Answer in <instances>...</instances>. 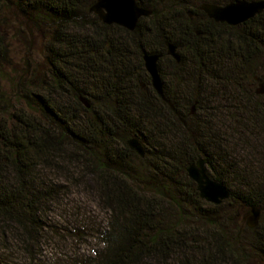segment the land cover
Returning a JSON list of instances; mask_svg holds the SVG:
<instances>
[{"label": "trees", "instance_id": "16d2710c", "mask_svg": "<svg viewBox=\"0 0 264 264\" xmlns=\"http://www.w3.org/2000/svg\"><path fill=\"white\" fill-rule=\"evenodd\" d=\"M95 2L0 0V264L11 238L36 247L63 192L51 173L90 178L111 210L90 264H264V12L231 26L194 0H138L152 14L131 31L102 22ZM146 53L174 70L164 85L174 107L154 89ZM201 157L231 191L220 205L189 177ZM255 206L259 225L236 230Z\"/></svg>", "mask_w": 264, "mask_h": 264}, {"label": "rangeland", "instance_id": "374dc122", "mask_svg": "<svg viewBox=\"0 0 264 264\" xmlns=\"http://www.w3.org/2000/svg\"><path fill=\"white\" fill-rule=\"evenodd\" d=\"M198 3V0H194L192 7ZM160 66L161 75L162 73L164 75L162 76L164 85L166 83L172 85L171 76L174 70L170 68L169 61L165 59L161 65L159 62V68ZM49 178L52 183L62 185L63 192L47 210L45 216L47 225L33 252L23 250L21 245H16L17 242L13 238H11L13 244L8 242L10 249L2 251L10 257L9 264L94 263L97 255L105 248L102 235L109 230L111 210L103 206L96 185L90 178L78 182L67 179L61 173H51ZM250 215L240 214L236 217L234 220L236 230L246 231ZM235 242L240 245L237 239ZM175 259L176 257L164 264H181ZM155 261L145 260L143 264H160Z\"/></svg>", "mask_w": 264, "mask_h": 264}, {"label": "water", "instance_id": "95a60500", "mask_svg": "<svg viewBox=\"0 0 264 264\" xmlns=\"http://www.w3.org/2000/svg\"><path fill=\"white\" fill-rule=\"evenodd\" d=\"M201 9L218 23H226L231 26H238L246 23L252 18L264 12V0H237L226 5L214 3H203ZM91 12L99 16L100 20L108 25H119L131 31L137 29L140 19L152 14V10L139 4L138 0H96L91 7ZM167 54L178 62L182 57L178 46L170 41L167 42ZM163 54L146 53L144 56L145 67L152 79V85L156 92L172 107L174 104L167 98L164 81L159 68V62ZM257 93L264 95V82L259 84ZM195 106L192 109L194 114ZM129 145L141 156H146V148L138 138L129 140ZM209 160L201 157L196 163L188 168L189 177L198 185L202 199L220 205L231 197L229 187L220 181L212 179L207 172ZM262 210L253 207L247 224L251 228L259 225Z\"/></svg>", "mask_w": 264, "mask_h": 264}, {"label": "flooded vegetation", "instance_id": "af4514ba", "mask_svg": "<svg viewBox=\"0 0 264 264\" xmlns=\"http://www.w3.org/2000/svg\"><path fill=\"white\" fill-rule=\"evenodd\" d=\"M97 16H98V15H97ZM98 17H99V16H98ZM141 19H142V18H141ZM141 19H140V20H141Z\"/></svg>", "mask_w": 264, "mask_h": 264}]
</instances>
